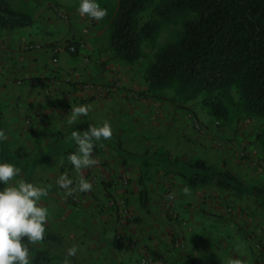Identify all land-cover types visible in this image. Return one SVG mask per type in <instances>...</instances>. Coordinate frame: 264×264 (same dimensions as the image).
I'll list each match as a JSON object with an SVG mask.
<instances>
[{
	"label": "rangeland",
	"instance_id": "rangeland-1",
	"mask_svg": "<svg viewBox=\"0 0 264 264\" xmlns=\"http://www.w3.org/2000/svg\"><path fill=\"white\" fill-rule=\"evenodd\" d=\"M4 1L13 9L26 12L39 23L44 18L46 32L49 35L57 34L48 46L51 66L49 74L30 76V86L38 87L44 95L64 92L66 88L62 86L63 82H69L63 78L67 73L59 76L58 71L67 66L69 57L85 53L93 63V71H99L100 97L112 98L115 94L137 101L139 97L148 96L151 98L148 101L163 103L162 106L168 113L177 108L180 117L172 116L168 119L167 114L168 120L165 122L177 121L175 123L183 129L182 159L202 157L212 166L229 170L247 188L246 191L259 186L264 192V153L258 139L264 123L260 118L244 116L233 106H228L225 115L217 117L199 98L185 101L184 95L171 89L155 93L145 90L143 76L146 66L156 51L174 40L187 14L176 13L170 18L156 20L154 14L146 12L142 22L154 20L157 28L153 34L144 36L141 40L140 58L133 64H127L114 55L110 48V32L118 0H99L100 5L107 9V15L101 20L82 16L77 10L79 0ZM0 30L2 32L3 29ZM73 41L80 45L71 51L66 44H73ZM34 78L42 81L41 86L31 83ZM81 82L86 83L78 81ZM83 88L81 86L79 90L82 91ZM113 100L114 98L111 102ZM126 103L127 106L131 104L130 101ZM136 127L134 124L129 131H124L133 135ZM143 135L145 133L140 134ZM112 149L114 148L105 145L99 152L102 158L87 167V171L76 170L70 161L60 160L56 163L61 171L73 170V175H83L91 182L92 189L97 190L95 193L90 191L95 205L90 203L85 206L77 193V187L67 197L72 209L69 208L71 213L64 224L61 222L60 226L56 218H48L46 223H51V229L61 235L70 246L76 247L74 258L77 264H185L188 256L192 257L194 264H228L229 259L234 257L241 258L244 264H264V195H258L255 191L240 195L219 188L213 182L197 186L194 192L199 188L197 193L204 194L202 200H195L192 205L191 201L181 204L199 206L194 211L195 215L190 212L180 214L166 207L162 216H158L154 223L157 229L153 234L147 229L148 223L129 205V195H122L133 188L129 187L131 172L122 168L124 163L117 159V154ZM151 170L154 171L155 168ZM93 173L103 175L100 174L95 180ZM146 180L150 188L152 177ZM77 182L76 179L72 183ZM99 185L104 190L107 202L109 199L115 202L112 205L107 203L105 209L99 206ZM109 186L117 187L121 195L113 193L114 190ZM164 194V206H172L175 196L169 186L165 188ZM161 218L163 222L166 218L178 221L160 227ZM40 249L42 242L30 245L31 264H63L64 260L57 255L35 261L36 252Z\"/></svg>",
	"mask_w": 264,
	"mask_h": 264
},
{
	"label": "crops",
	"instance_id": "crops-1",
	"mask_svg": "<svg viewBox=\"0 0 264 264\" xmlns=\"http://www.w3.org/2000/svg\"><path fill=\"white\" fill-rule=\"evenodd\" d=\"M35 20L31 17L29 25L3 29L0 32V129L5 131L7 137L3 141L7 151L4 156L1 155L0 142V159H7L20 168L17 178H28L29 181L47 188V193L41 197V202L49 209L48 218L52 220L56 218L59 220L60 226L61 222L64 224L71 213L69 208L72 209L67 197L70 195L69 192H73L78 187L77 182L72 183L69 189H61L56 183L58 177L64 175L73 182L76 179L79 181V178L83 176L81 174L78 177L73 175V170L61 171L56 164L60 160L61 162L69 161L67 156L71 152L70 150L74 149L73 151H75L76 149L71 132L80 131L75 127L85 121L92 125H99L103 120H108L113 130L112 136L108 138V143H119L121 147L123 146L122 148L135 154L153 152L159 154L149 158L152 161L161 160L157 161V164L147 166V173L143 180L147 191V201L144 206L139 202L141 184L139 183L140 167L138 162L135 159L126 158V162L122 165V168L131 172L132 180L129 187L133 186L128 193H122V195H129V205L144 222L148 223L147 229L153 234L155 233L157 226L154 223L158 216H162L166 207L180 214L185 215V212H190L191 215H195L194 211L199 206H181V204L191 201L192 205L195 200H202L204 194L197 193L199 188L195 191L196 194L194 192L197 186L202 185L190 187L189 194L183 193L186 183L176 167V164L188 161V159L181 158L184 153L183 129L175 123L177 121L165 122L172 116L179 118V110L171 109L168 113L167 109L162 106L163 103L148 101L151 100L148 96L139 97L137 101L115 94L112 98L100 97L99 94L102 95V93H99V71L97 69L93 71L91 68L93 63L85 53L69 57L67 66H63L58 71L57 75L59 76L67 73V76L63 78L69 82H63L62 86L64 89L66 88L64 92H54L51 95L42 94L38 87L29 85L28 78L40 73H43L44 76L49 74L51 66L48 46L53 41L51 39H55L57 34L49 35L46 32L47 25L44 18L40 23ZM42 45L44 47L41 48ZM84 55L85 57H83ZM95 57L98 55L95 54ZM80 80L86 83H78ZM81 86L84 87L82 91L79 90ZM113 98L114 102H111ZM126 101H130V106L126 105ZM75 104L90 105V110L88 114L81 115L75 122L69 124L67 118L70 115L71 106ZM157 105L160 106L156 108ZM134 124L137 125L134 128V134L128 135L124 130L129 131ZM141 133H145V135L140 136ZM108 143H103L100 147L98 145V148L94 149L93 156L96 162L102 158L99 152L105 145L113 148ZM115 153L119 159V152L115 150ZM152 168L155 170L152 171ZM85 169L87 171V168L82 171ZM100 174L102 173H93L96 176L94 179L97 180V177L101 176ZM150 176L153 182L149 188L146 179ZM157 180L160 182L157 183ZM0 186H2V182H0ZM168 186L175 196L172 206H164L166 201L164 190ZM109 187L114 190L113 193L121 195L117 187ZM99 189H101V191L99 190V206L105 209L107 198L100 185ZM90 191L95 193L97 190L95 188H91L87 192L77 190L80 200L85 206L90 203L95 205ZM177 219L166 218L163 222L161 218L160 227L175 224ZM49 225L52 224L49 223ZM62 233L65 234L64 231Z\"/></svg>",
	"mask_w": 264,
	"mask_h": 264
},
{
	"label": "trees",
	"instance_id": "trees-1",
	"mask_svg": "<svg viewBox=\"0 0 264 264\" xmlns=\"http://www.w3.org/2000/svg\"><path fill=\"white\" fill-rule=\"evenodd\" d=\"M146 12L154 14L156 20L170 18L176 13L188 15L182 20L174 40L156 51L146 66L143 76L146 91L155 93L171 89L184 95L185 101L201 99L217 117L225 115L228 106H233L244 116L260 118L264 123V0H118L110 48L127 64L140 58L141 40L157 28L154 20L142 22ZM30 23L29 14L0 0V28ZM73 44L78 43L73 41ZM89 125L92 124L85 121L75 129L83 131ZM258 139L264 153V127ZM108 142L109 139L97 141L94 149ZM108 144L119 152L121 163H125L126 158L138 162L139 202L144 206L147 191L143 180L147 166L161 160L149 158L159 154H135L119 143ZM6 152L2 141L1 155ZM176 167L189 187L213 182L219 188L240 195L250 191L264 195L259 186L246 191L229 170L212 166L202 158L183 161ZM41 242L42 249L36 252L35 261L55 255L63 260L66 258L70 245L47 224ZM67 259L77 264L74 256ZM185 264H194L192 257L188 256Z\"/></svg>",
	"mask_w": 264,
	"mask_h": 264
},
{
	"label": "clouds",
	"instance_id": "clouds-1",
	"mask_svg": "<svg viewBox=\"0 0 264 264\" xmlns=\"http://www.w3.org/2000/svg\"><path fill=\"white\" fill-rule=\"evenodd\" d=\"M77 10L82 16L87 15L94 20H101L107 15V9L100 5L99 0H79ZM89 110L90 105L87 104L72 105L68 123L88 114ZM112 134V126L108 120H103L99 125H89L83 131H72L71 137L76 149L68 154L67 159L78 171L94 165V143L106 140ZM6 138L5 131L0 129V142ZM19 173L20 168L14 163L0 159V264H31L30 245L41 242L45 237L49 209L42 204L41 197L46 195L47 188L17 178ZM56 183L61 189H69L72 185V181L64 175L58 177ZM91 188V182L81 176L77 190L87 192ZM190 191V187L184 185L183 193L189 194ZM76 253L75 246L68 247L63 264H71L67 257L75 256ZM228 264H244V261L234 257L229 259Z\"/></svg>",
	"mask_w": 264,
	"mask_h": 264
},
{
	"label": "built area",
	"instance_id": "built-area-1",
	"mask_svg": "<svg viewBox=\"0 0 264 264\" xmlns=\"http://www.w3.org/2000/svg\"><path fill=\"white\" fill-rule=\"evenodd\" d=\"M79 45H80V43L77 44L76 46H75V44H72V43H70V44H66L67 48H68L69 50H71V51L75 50V48H76L77 46H79ZM31 83H32V84H35V85H38V86H41L42 81L39 80V79H37V78H34V79L31 80ZM45 90H47V89L45 88ZM107 203H108V205H112V204H114L115 202H114L112 199H109V201H108Z\"/></svg>",
	"mask_w": 264,
	"mask_h": 264
}]
</instances>
